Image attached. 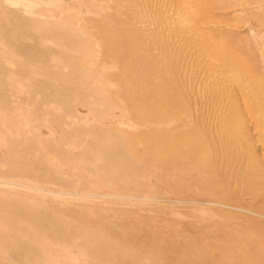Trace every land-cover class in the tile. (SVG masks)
<instances>
[{
    "label": "rangeland",
    "instance_id": "1",
    "mask_svg": "<svg viewBox=\"0 0 264 264\" xmlns=\"http://www.w3.org/2000/svg\"><path fill=\"white\" fill-rule=\"evenodd\" d=\"M255 2L253 13H237L232 3L215 10L203 35L218 59L250 73L252 62L264 70V0ZM113 8L0 0V179L46 190L0 183V264H188L190 257L218 264L213 251L188 253V209L173 200L185 195V179L176 183L173 170L184 175L187 166L152 146L172 141L185 112L168 109L154 129L120 95L133 88L125 66L147 74L174 60L162 54L158 67L155 46L137 43L157 23L127 26L134 14ZM104 10L115 18L94 26L90 19ZM111 31L113 45L104 41ZM196 50L179 51L184 64ZM163 80L178 81L173 73Z\"/></svg>",
    "mask_w": 264,
    "mask_h": 264
},
{
    "label": "bare ground",
    "instance_id": "2",
    "mask_svg": "<svg viewBox=\"0 0 264 264\" xmlns=\"http://www.w3.org/2000/svg\"><path fill=\"white\" fill-rule=\"evenodd\" d=\"M86 1L93 5H114L113 9L117 5L123 10L125 7L134 14L124 10L127 26L142 19L157 23L159 30L149 29L146 36H138L137 43L155 46L151 51L155 52L152 56H156L158 67L162 54L174 60L167 69L147 74H134L125 66L121 72L133 88L122 89L119 94L128 102L127 106H135L136 111L147 114L146 122L154 129L162 125L158 115L168 109L176 106L185 112V123L180 129L173 128L172 141L167 145L158 141L152 146L155 151L172 154L174 165L183 161L187 166L184 175L177 166L173 170L176 183L178 178L185 179V195L173 200L185 203L188 209V253L202 257L207 250L213 251L219 257L218 264H264V70L253 62V67L258 68L251 73L242 64H228L218 59L209 45L205 48L203 41L205 31L212 30L206 21L216 16L215 10L222 12L232 3L237 13H253L259 9L255 7L257 2L142 0L141 6H134L135 0ZM70 11L67 8L66 12ZM77 12V8H72V13ZM114 18L104 10L90 20L98 26ZM222 28L237 30L229 24ZM112 34L111 31L104 38L110 45ZM187 46L197 47L196 60L188 63L191 59H186L184 64L179 51ZM156 62L152 65L156 66ZM172 73L178 81L166 86L163 79L170 78ZM181 98L185 100L180 106ZM0 183L46 191L2 179ZM188 264L206 263H196L190 257Z\"/></svg>",
    "mask_w": 264,
    "mask_h": 264
}]
</instances>
